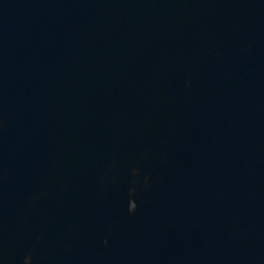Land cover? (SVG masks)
<instances>
[{
  "label": "water",
  "instance_id": "1",
  "mask_svg": "<svg viewBox=\"0 0 264 264\" xmlns=\"http://www.w3.org/2000/svg\"><path fill=\"white\" fill-rule=\"evenodd\" d=\"M0 264H264V0H0Z\"/></svg>",
  "mask_w": 264,
  "mask_h": 264
}]
</instances>
